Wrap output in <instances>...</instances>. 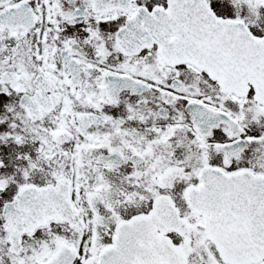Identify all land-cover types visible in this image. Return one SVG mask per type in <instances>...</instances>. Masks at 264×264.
Returning <instances> with one entry per match:
<instances>
[{
    "label": "snow or ice",
    "instance_id": "obj_1",
    "mask_svg": "<svg viewBox=\"0 0 264 264\" xmlns=\"http://www.w3.org/2000/svg\"><path fill=\"white\" fill-rule=\"evenodd\" d=\"M0 264H264V0H0Z\"/></svg>",
    "mask_w": 264,
    "mask_h": 264
}]
</instances>
